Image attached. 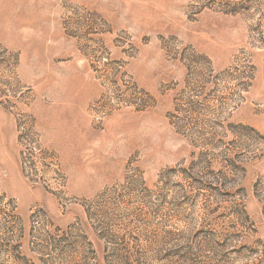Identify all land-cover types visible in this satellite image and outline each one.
<instances>
[{
    "label": "rangeland",
    "instance_id": "rangeland-1",
    "mask_svg": "<svg viewBox=\"0 0 264 264\" xmlns=\"http://www.w3.org/2000/svg\"><path fill=\"white\" fill-rule=\"evenodd\" d=\"M0 264H264V0H0Z\"/></svg>",
    "mask_w": 264,
    "mask_h": 264
}]
</instances>
